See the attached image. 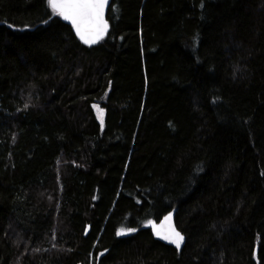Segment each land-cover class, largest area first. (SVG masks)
Here are the masks:
<instances>
[{"label": "trees", "instance_id": "1", "mask_svg": "<svg viewBox=\"0 0 264 264\" xmlns=\"http://www.w3.org/2000/svg\"><path fill=\"white\" fill-rule=\"evenodd\" d=\"M108 20L87 45L50 0H0V264H264V0Z\"/></svg>", "mask_w": 264, "mask_h": 264}, {"label": "water", "instance_id": "2", "mask_svg": "<svg viewBox=\"0 0 264 264\" xmlns=\"http://www.w3.org/2000/svg\"><path fill=\"white\" fill-rule=\"evenodd\" d=\"M50 3L83 43L94 45L107 35L112 0H50ZM149 227L157 240L178 250L184 247L187 236L178 228L174 213L150 222Z\"/></svg>", "mask_w": 264, "mask_h": 264}, {"label": "rangeland", "instance_id": "3", "mask_svg": "<svg viewBox=\"0 0 264 264\" xmlns=\"http://www.w3.org/2000/svg\"><path fill=\"white\" fill-rule=\"evenodd\" d=\"M95 109H96V112L98 114V117H99L100 121L102 122V120H103V112L98 107H96Z\"/></svg>", "mask_w": 264, "mask_h": 264}]
</instances>
